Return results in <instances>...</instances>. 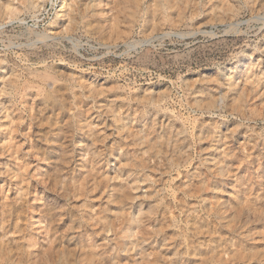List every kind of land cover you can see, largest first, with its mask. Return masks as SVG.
Segmentation results:
<instances>
[{
    "label": "rangeland",
    "instance_id": "1",
    "mask_svg": "<svg viewBox=\"0 0 264 264\" xmlns=\"http://www.w3.org/2000/svg\"><path fill=\"white\" fill-rule=\"evenodd\" d=\"M0 264H264V0H0Z\"/></svg>",
    "mask_w": 264,
    "mask_h": 264
},
{
    "label": "bare ground",
    "instance_id": "2",
    "mask_svg": "<svg viewBox=\"0 0 264 264\" xmlns=\"http://www.w3.org/2000/svg\"><path fill=\"white\" fill-rule=\"evenodd\" d=\"M65 6H66V3L64 2V3H63V7H61L62 11H63V9H64ZM61 9H60V10H61Z\"/></svg>",
    "mask_w": 264,
    "mask_h": 264
}]
</instances>
